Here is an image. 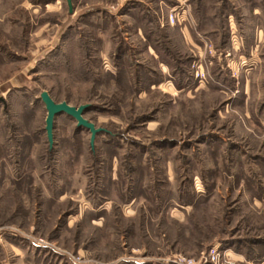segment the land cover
<instances>
[{"label": "rangeland", "instance_id": "obj_1", "mask_svg": "<svg viewBox=\"0 0 264 264\" xmlns=\"http://www.w3.org/2000/svg\"><path fill=\"white\" fill-rule=\"evenodd\" d=\"M70 4L0 0V264H264V0Z\"/></svg>", "mask_w": 264, "mask_h": 264}, {"label": "water", "instance_id": "obj_2", "mask_svg": "<svg viewBox=\"0 0 264 264\" xmlns=\"http://www.w3.org/2000/svg\"><path fill=\"white\" fill-rule=\"evenodd\" d=\"M69 12L72 11L70 0H68ZM40 99L42 100L45 109L47 111L45 119V132L51 149L53 146V126L55 117L59 114H66L73 118L77 127L85 128L90 133V147L94 150L95 140L98 134L105 132L103 128L96 127L92 122L84 118V112L90 107L89 104H83L78 107L71 106L67 102H55L47 91L40 93Z\"/></svg>", "mask_w": 264, "mask_h": 264}, {"label": "built area", "instance_id": "obj_3", "mask_svg": "<svg viewBox=\"0 0 264 264\" xmlns=\"http://www.w3.org/2000/svg\"><path fill=\"white\" fill-rule=\"evenodd\" d=\"M183 1L178 6L170 10V14L167 17V24L172 26L179 21V17L184 14ZM230 249H222L219 246L211 247L208 252L203 254V264H236L232 259ZM173 264H196L195 260L186 258L184 256H174L171 260Z\"/></svg>", "mask_w": 264, "mask_h": 264}, {"label": "crops", "instance_id": "obj_4", "mask_svg": "<svg viewBox=\"0 0 264 264\" xmlns=\"http://www.w3.org/2000/svg\"><path fill=\"white\" fill-rule=\"evenodd\" d=\"M21 255H24L23 253H20ZM22 259V258H21ZM23 260V259H22ZM26 261V258L23 260V263Z\"/></svg>", "mask_w": 264, "mask_h": 264}, {"label": "trees", "instance_id": "obj_5", "mask_svg": "<svg viewBox=\"0 0 264 264\" xmlns=\"http://www.w3.org/2000/svg\"><path fill=\"white\" fill-rule=\"evenodd\" d=\"M101 133H105V132H101Z\"/></svg>", "mask_w": 264, "mask_h": 264}]
</instances>
